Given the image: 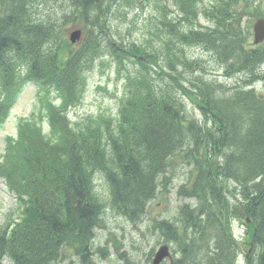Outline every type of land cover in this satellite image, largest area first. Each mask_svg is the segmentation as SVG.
I'll list each match as a JSON object with an SVG mask.
<instances>
[{"label":"trees","instance_id":"16d2710c","mask_svg":"<svg viewBox=\"0 0 264 264\" xmlns=\"http://www.w3.org/2000/svg\"><path fill=\"white\" fill-rule=\"evenodd\" d=\"M117 1L0 0V127L27 82L41 89L39 110L20 120L17 137L7 138L0 162V176L27 203L23 222L0 239V264L3 256L13 264H57L66 248L76 245L79 252L88 247L105 208L96 175L109 184L112 209L138 219L158 189H168V173L179 160L193 167L192 183L180 193L204 202L202 214L209 223L190 233L188 228L176 232L177 241L183 248L199 241L215 249V258L206 248L198 252L196 264H231L234 247L221 227L225 218L249 215L257 250L249 264H264V95L251 88L264 64V47L250 49L239 28L245 15L263 17L264 7L245 0L238 9L236 0H220L202 11L204 0H176L181 18L161 21L165 31L157 27L153 34L164 48L157 50L138 43L115 47L101 38ZM59 4L68 7L61 26L70 22L71 12V21L83 19L88 28L84 44L70 55L55 51L63 30L57 18L41 13ZM201 15L211 25L197 30ZM187 44L202 47L231 72L249 78L231 87L209 82L197 72L205 73V66L189 60ZM105 45L122 67L118 72L127 71L117 114L73 121L67 113L83 102L86 75ZM53 92L62 97L60 106L51 101ZM186 100L202 113V124L189 118ZM232 182L240 189L232 192L241 198L237 204L229 200Z\"/></svg>","mask_w":264,"mask_h":264},{"label":"rangeland","instance_id":"374dc122","mask_svg":"<svg viewBox=\"0 0 264 264\" xmlns=\"http://www.w3.org/2000/svg\"><path fill=\"white\" fill-rule=\"evenodd\" d=\"M132 0L122 3L112 16V31L111 35L115 39H119L126 44L144 43L151 46L153 49H163V43L160 38L152 33H155L154 26L160 25L159 20L154 19V26L147 19L150 15L158 16L163 8L166 11L174 9L173 0H143L140 7L146 8L142 11L136 7ZM68 7L59 5H52L44 13L45 17L57 18L62 16L64 10ZM43 9H41V13ZM106 16V14H105ZM201 23L206 24V21L201 19ZM72 26H69V28ZM107 32L101 33V38L108 34ZM152 32V33H151ZM105 35V36H104ZM162 39H166L163 35ZM191 57L199 59H208L201 49L188 48L186 49ZM209 60V59H208ZM104 64L97 62L93 70L87 73V92L82 104L70 113L73 121L85 119L87 116H98L99 114H112L116 115L120 106V98L123 91V78L127 74L126 70H121L120 76L117 71V64L113 61L112 57L104 59ZM126 66L129 71H134V66L126 61ZM207 68L211 74L216 75V65L214 62H207ZM187 75V74H186ZM219 80L229 84H236L238 78L233 77L227 79L220 76ZM264 89V85H261ZM37 87L33 84L27 86L20 95L11 118L0 131V156L3 154L6 137L8 135L16 136L17 127L22 117H29L32 112L39 108L37 100ZM188 112L190 116L196 117L200 120L203 115L199 110L194 107L190 101H186ZM188 169L184 164L179 165L176 169L177 178L174 185L178 188L174 190L169 196L160 194L158 198L150 205L147 215L144 217L143 223L138 226L128 222L125 218L117 216L110 208V194L107 185H98L97 189L106 204L105 210L102 213L101 229L97 232L95 243L99 246H108L109 252L113 253L112 261L109 264H126V261L120 258L121 254L126 253V257L132 261V264H148L147 257L150 252L158 249L164 244V239L161 237L160 232L156 230L157 223L165 219L172 218L179 205L188 200H181L177 195L178 189L181 184L187 181ZM97 183V180L95 181ZM95 183V185H96ZM104 183V181H102ZM231 185L230 183V188ZM233 196V193H231ZM20 208L16 202V198L8 190V187L3 179L0 178V227L4 224L5 220L10 216L11 218H20ZM96 245V246H97ZM97 256L102 257V253L98 252ZM78 258L73 256L69 258L64 264L73 262L77 264ZM104 261V260H101ZM100 264H105L99 262Z\"/></svg>","mask_w":264,"mask_h":264},{"label":"water","instance_id":"95a60500","mask_svg":"<svg viewBox=\"0 0 264 264\" xmlns=\"http://www.w3.org/2000/svg\"><path fill=\"white\" fill-rule=\"evenodd\" d=\"M100 1V0H98ZM256 43L264 40V19L259 20L255 26Z\"/></svg>","mask_w":264,"mask_h":264},{"label":"bare ground","instance_id":"6f19581e","mask_svg":"<svg viewBox=\"0 0 264 264\" xmlns=\"http://www.w3.org/2000/svg\"><path fill=\"white\" fill-rule=\"evenodd\" d=\"M42 6V5H41ZM50 21V20H49ZM55 27H57V26H55ZM183 112V111H182ZM199 124V123H198ZM200 127V126H199ZM203 128V127H202ZM212 131V130H211ZM215 134V133H214ZM190 135V134H189ZM190 142V141H189ZM192 143V142H191ZM192 145V144H191ZM242 170H243V168H241ZM249 170V169H248ZM230 172V171H229ZM246 173H247V171H246ZM234 174V173H233ZM248 174V173H247ZM256 174H258V173H256ZM255 178V177H254ZM261 179V178H260ZM233 180V179H232ZM259 183V182H258ZM162 184V183H161ZM160 186V185H159ZM199 261H200V259H199Z\"/></svg>","mask_w":264,"mask_h":264}]
</instances>
